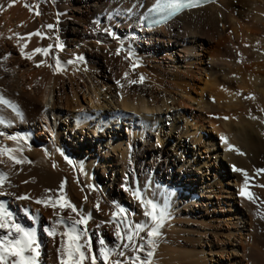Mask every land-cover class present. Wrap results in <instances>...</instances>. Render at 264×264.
<instances>
[{
	"label": "bare ground",
	"instance_id": "bare-ground-1",
	"mask_svg": "<svg viewBox=\"0 0 264 264\" xmlns=\"http://www.w3.org/2000/svg\"><path fill=\"white\" fill-rule=\"evenodd\" d=\"M27 2L0 0V44H4L0 45V96L22 112L17 116L11 106L0 104V117L10 122L9 126L0 124V132L5 133L0 135V147L20 148L15 155L25 160L15 164L7 155L0 156V172L9 178L5 187L10 193L0 200L21 223L37 231L41 264H59L55 240L43 230L55 221L56 213L36 204V199H56L63 194L78 209L91 213L87 228L96 251L94 240L100 235L94 226L104 222L109 229L116 228L111 223L113 211L96 196L100 193L113 202L116 196H126L132 205L130 214L142 219L143 206L134 196L136 190H145L143 196L169 212L155 264H264L257 255L264 250L260 249L264 224L254 218L256 205L235 197L224 184L228 181V186L242 189L246 172L248 178L255 177L256 186L264 187V0H224L186 13L171 28L153 31L143 30L137 22L156 0H49L51 13L40 3L30 10L25 7ZM55 19L58 23L49 29ZM35 32L40 35H30ZM109 32L119 38L109 37ZM81 37L86 39L80 41ZM49 45L61 65H67L69 58L74 61L83 48L90 50V56L55 72L52 51L50 56L36 54L25 59L36 48ZM167 45L177 48L176 58L168 50L160 54ZM121 46L126 49L124 54ZM129 51L134 54L131 61L124 60ZM5 55L10 61H3ZM149 57L155 65L146 69L152 60ZM133 63L139 65L136 74L131 68L128 71ZM107 66L124 81H139L143 76L144 82L134 86L124 82L117 98L112 74L104 69ZM67 82L70 94L65 90ZM85 106L116 107L118 111L104 109L99 125L104 130L124 126L127 133L115 132L111 140L88 146L86 152L73 149L67 142L83 141L89 127L81 115ZM183 109L191 112L181 113ZM39 127L45 135L41 140L35 132ZM111 133L104 131L101 136ZM16 134L21 137L18 141L7 138ZM151 134H157V144L163 145L154 148ZM215 167L214 179L208 182L204 177ZM98 171L102 175L92 179ZM259 188L250 191L258 203L255 209L262 206L260 201L264 208V190ZM20 195L29 199H17ZM25 208L36 215L35 224L24 216ZM109 233L102 236L112 238ZM238 240L241 243L235 246ZM98 264L103 261L98 259Z\"/></svg>",
	"mask_w": 264,
	"mask_h": 264
},
{
	"label": "snow or ice",
	"instance_id": "snow-or-ice-1",
	"mask_svg": "<svg viewBox=\"0 0 264 264\" xmlns=\"http://www.w3.org/2000/svg\"><path fill=\"white\" fill-rule=\"evenodd\" d=\"M12 5H9L11 7ZM199 6V0H165L162 4H157L151 9L154 12H161L164 18L179 13L185 9H192ZM25 7H30L25 5ZM36 15L40 13L35 12ZM160 23V21H157ZM49 29L53 25L47 26ZM108 32V29H105ZM110 35H114L109 32ZM30 35H40L39 32L31 33ZM63 50L64 45H59ZM52 48L49 45L47 48H36L32 55H25V59L31 60L34 55L42 54L47 56ZM123 46H121V51ZM23 54V49H21ZM119 54V53H117ZM134 54L129 51L126 58L131 59ZM77 60H83V57H77ZM68 63H72L69 61ZM38 67L40 65H37ZM50 66V65H49ZM138 63H133V68L138 67ZM56 71H63V67L59 58L56 59ZM127 79L128 74H124ZM144 77L140 76L139 81L132 80V84L143 83ZM121 88L124 87L117 81ZM0 104L9 105L16 112L17 116H22L19 109L11 105V102L0 96ZM0 124H6L3 117H0ZM0 135L5 133L0 132ZM8 139L18 141L21 137L19 134L8 135ZM225 143L227 139L221 137ZM230 150L232 146L229 145ZM20 148L0 147V156L7 155L9 160L15 164H23L25 160L18 158L15 153L20 152ZM64 155V153H61ZM243 154V153H241ZM65 159L70 165L75 167L73 160L65 156ZM30 162V161H29ZM80 170L83 171V165H80ZM240 171L239 169H234ZM245 175L244 187L240 190V195L255 203L253 194L248 191L249 183L247 173ZM7 174L0 172V197L10 195L5 185L8 183ZM134 196L139 199L143 206V216L146 218L144 222H132L128 218V210L116 203L117 211L112 213L113 222L116 224L114 241H106L102 236L96 237L97 250H93V237L90 235L87 225L92 219L91 213L83 212L78 209L77 205L69 200L66 195H60L56 199L38 198L36 204H42L44 207H52L58 209L59 212L70 210L74 215H68L66 218L59 215L58 218L44 232L52 238L60 236V244L58 249L59 264H98V259L103 261V264H155L154 257L159 246V240L162 236V229L169 218L168 209L159 205L155 200L141 195L139 190L134 191ZM19 200H28V195L17 196ZM99 210V203L95 205ZM260 219H264V213L257 214ZM24 216L32 224L36 222V215L30 213V210L24 209ZM131 255H128V253ZM42 254V246L38 239V233L32 225L21 223L16 214L11 211L8 205L0 200V264H41L40 257ZM117 257L115 260L111 259ZM124 258V259H121Z\"/></svg>",
	"mask_w": 264,
	"mask_h": 264
},
{
	"label": "rangeland",
	"instance_id": "rangeland-1",
	"mask_svg": "<svg viewBox=\"0 0 264 264\" xmlns=\"http://www.w3.org/2000/svg\"><path fill=\"white\" fill-rule=\"evenodd\" d=\"M29 2H27L28 4H29V6L31 7V9H33L34 7H35V9H36V5L38 4V3H40V4H38L39 6L41 5V6H44L45 7V9L46 10H48V9H50L48 12L49 13H51L52 12V10H51V5H50V3H49V0H28ZM38 1V2H37ZM48 6V7H47ZM30 7H28L29 9H30ZM43 7V8H44ZM30 9V10H31ZM34 9V10H35ZM33 11V10H32ZM34 12V11H33ZM52 15V14H51ZM51 15L49 16V18L51 17ZM53 16V15H52ZM54 17H56V16H54ZM53 17V18H54ZM50 19H52V18H50ZM52 21V20H51ZM51 21H48L49 23L51 22ZM54 21V22H53ZM50 24H52L53 26H55L57 23H58V20L57 19H55V20H53ZM57 22V23H56ZM48 23V24H49ZM132 30H130V32H131ZM229 32V31H228ZM114 35H110L109 34V37H111V38H119V34L117 35V34H115V33H113ZM228 35H229V33H227ZM1 37V36H0ZM25 37H27V36H25ZM2 38V37H1ZM81 40L80 41H84L85 39H86V37H81L80 38ZM136 42V44H139V46H144V44L143 43H140V42H138V41H135ZM1 45V44H0ZM4 46V44L2 43V45H1V47H3ZM146 46V45H145ZM9 47H10V49H13V46H12V44H10L9 45ZM151 47H153V45H151ZM54 50V52H55V49L54 48H51V50L50 51H52L50 54H52V53H54L53 52V50ZM170 49V50H169ZM164 50H168L170 53V57L171 58H176V54H175V52L174 51H177V48L176 47H174V46H170L169 47V45H167V46H163V48H161V53L160 54H164ZM89 51L90 50H87L86 48H83V50L81 51V53L78 55L79 57H83V60H78L77 61V57L75 58V60L74 61H72L70 58H69V60L67 59V62H69V61H72V63L73 64H76V63H82L83 61H86L87 60V58H89ZM120 51H121V48H120ZM85 52V53H84ZM126 52V49H125V47H123V50L121 51V53L122 54H124ZM174 52V53H173ZM88 53V54H87ZM93 55H95V56H98L99 57V60L101 61V62H104V60H103V58H101V56L97 53V52H95V51H93L92 50V52H91ZM50 54H48V56H50ZM83 54V55H82ZM56 55V56H55ZM71 55V54H70ZM93 55H91V56H93ZM52 56V59H57V53L56 54H52L51 55ZM162 56V55H161ZM55 57V58H54ZM127 57V55L124 57V60H126L127 59V61H131V59L129 60L128 58H126ZM155 57V56H154ZM58 58H59V56H58ZM150 58V57H149ZM4 60V62H8V61H10V57L9 56H7V55H5L4 56V58H3ZM153 61H152V60ZM150 60L151 61H148L147 62V64L145 65V67H146V69H150V68H152L153 67V65H155V64H153L152 62H155L154 61V59L153 58H150ZM82 61V62H81ZM53 63H52V69H53V71L55 72L56 70H55V64H56V61L54 60V61H52ZM75 62V63H74ZM150 62V63H149ZM72 63H67V65H62V67L63 68H69V67H71L73 64ZM71 64V65H70ZM132 64V63H131ZM131 64H129L128 65V71L130 72V70H131V72L133 73V74H136L137 73V70L139 69V66L137 67L138 69H136V67L135 68H132L133 67V65H131ZM167 64V63H166ZM55 65V66H54ZM70 65V66H69ZM131 66V67H130ZM131 68V69H130ZM105 69V72L106 71H109V72H111V74H112V78H113V90H114V93L116 94H114L117 98H119L120 96H121V92L124 90V87L123 88H121L120 86H119V84H117V81H119L120 82V84H123L124 86L126 85L125 83H128V84H130L131 83V81L132 80H126V81H124L123 80V78H121V77H119L117 74H114L113 73V71L112 70H110L111 68H110V66H107V67H105L104 68ZM133 69H136V70H133ZM127 73V72H126ZM125 79V78H124ZM125 82V83H124ZM132 86H134V84H132ZM115 88V89H114ZM65 90L67 91V93H69L70 94V92H71V85L67 82L66 83V85H65ZM116 90V91H115ZM5 92H7L8 93V90L6 91H4V93ZM118 92V93H117ZM7 93H6V95H7ZM176 94V96L178 97V93L177 92H175ZM109 98V97H108ZM192 104V103H191ZM214 104H216V103H214ZM43 105L47 108V109H49V105L48 104H44L43 103ZM193 105V107H195L194 105V103L192 104ZM113 108H116V107H114L113 106ZM112 107H105L104 109L105 110H110V109H113ZM104 109H94V108H88V107H84V111H82L83 113L81 114V115H83L84 116V118H85V123H87V124H89V127L87 128V129H85V136H84V138H83V141H80L79 139H76V141L75 142H67L69 145H71V146H73V149H83V151L84 152H86V151H88V146H95V145H98L100 142L102 143H105L106 141H108V140H111V137H113L114 136V133L115 132H120V133H127V129H126V127H124V126H122L121 127V130H116L117 129V126L116 125H113V126H110L109 128H113V129H107V130H104L103 128H102V124L101 125H99L100 123H99V117L105 112V110ZM113 110H115V111H118L117 109H113ZM184 111H187V110H180V112L181 113H184ZM66 112V111H65ZM187 112H191V110H189V111H187ZM195 112H199V110H196V111H194V113ZM72 113L74 114V115H77L78 113H76L75 111H72ZM128 114V113H127ZM171 114H172V112H170V116L168 115V117H171ZM128 115H130V114H128ZM216 119L218 120V117L216 116ZM39 122H40V120H39ZM116 124V123H115ZM44 125H45V123H44ZM122 125V124H121ZM96 126H99V128L97 129L96 128ZM97 130V132H95ZM156 130H157V126H156ZM89 131V132H88ZM108 132V133H110V132H112L111 134H109L110 136L109 137H105V138H102V136L101 135H103L102 133L103 132ZM36 132V135H37V137L36 138H39L40 140H41V138H44V136L45 135H41V133L42 132H44L43 130H41L40 129V127L35 131ZM208 133L207 132H203V135H207ZM152 135V141H153V146H154V148H155V146L156 145H158L157 146V148L158 147H160V146H162L163 144H162V142L160 143V145L159 144H157V134H151ZM101 136V137H100ZM128 137V136H127ZM163 138H164V135H163ZM34 141H36L35 139H33ZM100 140H102V141H100ZM169 139H167V141H168ZM174 140L175 139H171V141H173L174 142ZM161 141V140H160ZM164 143V142H163ZM36 144H37V141H36ZM174 144V143H173ZM94 151H97L96 149L94 150L93 149V151L92 152H94ZM91 154H93V153H91ZM95 154V153H94ZM97 154H98V152H97ZM86 157V156H85ZM182 159L183 160H185V161H187V159H185V156L184 157H182ZM139 170H142V168L140 167V168H138ZM78 171V170H77ZM110 172H113L112 170H109ZM214 171H216V167L215 168H213V172H209V173H207L206 174V176L204 177V179L205 180H208V182H211L213 179H214ZM109 172V173H110ZM102 172L101 171H98V172H93V174H92V179H96L97 178V175H102L101 174ZM197 174V173H196ZM194 175V176H196V177H198V178H202V175H200V174H197V175ZM141 176L142 175H139L138 177L139 178H141ZM255 181H257L256 179H255V177L253 176L252 178H248V183H249V187H248V191H251V190H254V189H256V187H259L260 186V188L259 189H263L264 190V187L262 186V185H257L256 186V184H258V182H255ZM224 184H225V188L226 189H230L231 190V192L233 193V194H235V197H237V198H239V197H243V196H241L240 195V190H238V187L237 186H228V181H225L224 182ZM190 186H192V183H190L189 184V187ZM256 186V187H255ZM14 188H16V187H14ZM102 187H100L99 186V188H98V190H102L101 189ZM94 189V188H93ZM179 189H181L180 187H179ZM145 190H141V195H142V193L144 192ZM184 192V191H183ZM183 194H186V193H183ZM237 194V195H236ZM96 200L97 201H99L100 203L102 202H104L105 204H107L106 206H108V208L109 209H111L113 212H115V211H117V207H116V203H118L120 206H123V207H125L127 210H128V213H127V215H128V218H129V220H131L132 222H144V220L146 219L144 216H142V219L140 218V219H135V216H132L131 214H130V208L132 207V205L131 204H129L128 203V198L126 197V196H124L123 198H121V197H119V196H116L115 197V199L114 200H117V201H114V202H116V203H113V201H106L105 200V198L103 197V195H101L100 193H98V195L96 196ZM248 200V199H247ZM250 200H248V202H249ZM251 203L250 204H255L256 206H258L257 204L258 203H253L252 201H250ZM255 202H257V200H255ZM260 203H261V207H263V203L260 201ZM255 206V207H256ZM101 207V206H100ZM255 207H254V210H253V212H254V214L256 215H254V218L256 217V219H257V221L256 222H258V223H261V224H264V219H260L259 218V216L257 215L258 213H264V208H261L260 206L259 207H257V209H255ZM48 208H52V207H48ZM238 208L239 209H242V210H244L245 212H247V209H246V207L244 206V207H241V205H238ZM143 209V208H142ZM55 210H58V209H53L52 208V211L51 212H55L56 213V218H55V220L58 218V216L59 215H63L65 218L68 216V215H74V214H72V213H70V210H65L64 212H59L58 214H57V212L55 211ZM59 211V210H58ZM131 211H132V209H131ZM112 212V213H113ZM135 212V211H134ZM142 213H143V210H142ZM58 215V216H57ZM112 215V214H111ZM143 215V214H142ZM141 216V215H140ZM256 219H254V220H256ZM102 222V221H101ZM255 222V223H256ZM103 224H98L97 226H94V232L96 231V230H98L99 229V231H98V235H100V236H104L105 234H107V235H110L111 233H109V232H112V234H113V237L112 238H110V237H103L106 241H109V242H112V241H114V234H115V229H113V228H111V229H109L108 227V225H107V223H104V222H102ZM111 223L112 224H114V222L113 221H111ZM226 227H227V225H225V230H226ZM234 231V230H233ZM236 234L238 233V232H236V231H234ZM251 232H252V230H251ZM93 233V232H92ZM91 233V234H92ZM238 235V234H237ZM46 236V235H45ZM59 237V238H58ZM52 238V237H51ZM52 240H55V245H56V250H57V252H58V249H59V244H60V236L59 235H57L55 238H52ZM58 240V241H57ZM260 240V239H259ZM262 240V239H261ZM260 240V243H261V245H260V249L262 250V248L264 249V244H263V242L264 241H261ZM96 241V239L94 240V242ZM245 242V243H244ZM243 243L244 244H246V243H248V242H246V241H244ZM95 243H97V242H95ZM241 242H240V240H238L235 244V246H238L239 244H240ZM248 246V245H247ZM240 248V250L242 251V249H241V247H239ZM259 248V247H258ZM248 249H250L249 248V246H248ZM252 250V249H251ZM251 250H249V251H251ZM258 250V249H257ZM264 250H262V252H263ZM252 253H253V251H251ZM251 252H249V253H251ZM262 252H257V255H258V257H259V259L261 260V261H264V252L262 253ZM255 253V252H254ZM258 253H260V254H258ZM131 253L129 252L128 253V255H130ZM263 256H262V255ZM260 255V256H259ZM261 257H263V259L261 258ZM117 257H115V256H113L111 259H113V260H115ZM121 259H124V258H121ZM125 264H127V261L125 260ZM252 264V263H251Z\"/></svg>",
	"mask_w": 264,
	"mask_h": 264
}]
</instances>
